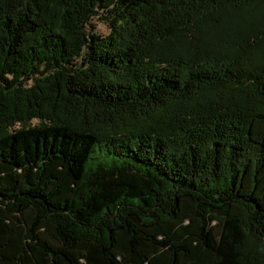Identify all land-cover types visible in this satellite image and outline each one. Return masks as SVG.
Here are the masks:
<instances>
[{
	"label": "trees",
	"instance_id": "1",
	"mask_svg": "<svg viewBox=\"0 0 264 264\" xmlns=\"http://www.w3.org/2000/svg\"><path fill=\"white\" fill-rule=\"evenodd\" d=\"M0 264H264V0H0Z\"/></svg>",
	"mask_w": 264,
	"mask_h": 264
},
{
	"label": "rangeland",
	"instance_id": "2",
	"mask_svg": "<svg viewBox=\"0 0 264 264\" xmlns=\"http://www.w3.org/2000/svg\"><path fill=\"white\" fill-rule=\"evenodd\" d=\"M95 27H96V31L100 32V33H108L109 29L106 25V23L103 20H100L98 18H95L93 21Z\"/></svg>",
	"mask_w": 264,
	"mask_h": 264
}]
</instances>
